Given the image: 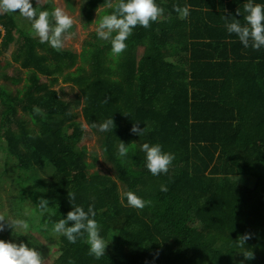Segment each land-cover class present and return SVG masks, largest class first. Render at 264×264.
Here are the masks:
<instances>
[{"label": "trees", "instance_id": "obj_1", "mask_svg": "<svg viewBox=\"0 0 264 264\" xmlns=\"http://www.w3.org/2000/svg\"><path fill=\"white\" fill-rule=\"evenodd\" d=\"M225 1L156 0L163 16L149 29L133 30L116 66L106 54L110 41L100 43L93 31L83 52L90 67L78 71L82 54L41 44L19 10L0 15V77L15 86L0 84V147L21 190L11 204L30 202L52 228L73 206L87 211L94 204L109 244L97 260L89 255L86 233L75 244L59 235L54 264H264V48L260 61L228 67L201 54L202 47L236 37L201 31L202 23L215 31L235 20L231 11L242 0ZM177 5H191L188 18H179ZM43 7L51 13L53 0ZM113 11L106 0H81L80 23L70 31L75 36L79 24L91 26ZM60 82L67 87L56 88ZM110 118L116 125L111 131L91 126ZM135 122L143 135L131 132ZM95 136L112 174L90 173L87 148L80 146ZM121 141L129 148L123 158ZM144 143L174 154L167 174L147 169ZM51 168L46 177L43 171ZM127 191L151 204L128 206L126 197L121 201ZM41 198L49 201L47 211L38 207ZM248 233L241 247L237 239ZM23 239L38 251L34 237ZM245 251L255 258L246 260Z\"/></svg>", "mask_w": 264, "mask_h": 264}, {"label": "clouds", "instance_id": "obj_2", "mask_svg": "<svg viewBox=\"0 0 264 264\" xmlns=\"http://www.w3.org/2000/svg\"><path fill=\"white\" fill-rule=\"evenodd\" d=\"M44 0H37V6L33 7L31 0H0V15L16 13L31 22L33 35L38 38L41 44H48L56 51H61L65 47V43L72 39L73 33L70 31L74 24V18L67 14L61 7H55L50 13L48 10H42ZM108 8H113L111 14L104 15L99 18L96 27L97 37L103 41H110L111 54L122 55L127 50L126 41L133 34V30L137 26L145 29L151 28L153 22H158L164 14V9L160 7L156 0H106ZM174 11L179 15L181 20L189 17L191 5L184 7L174 6ZM238 14L240 10L238 9ZM245 24L242 25L238 19L231 20L226 23V29L229 34H235L240 43L245 47H251L254 50L264 48V4H254L252 0H248L244 4ZM51 16V20L49 17ZM225 20L229 19L225 17ZM2 27V26H0ZM108 103L107 100H104ZM34 112L42 114V110L34 107ZM100 132H108L116 128L113 118L104 122L92 123L91 125ZM85 127H88L85 125ZM145 128H140L139 123L135 122L131 132L141 136L144 134ZM141 150L146 153V167L153 176L161 173L167 174L172 165L175 156L172 153L162 151L159 144L150 145L144 143ZM129 148L121 141L118 146V155L123 158L128 155ZM160 190L167 192V186L161 185ZM127 199L128 206L143 210L151 204L132 191L121 194V201ZM69 199L75 200V194L69 193ZM38 207L42 211L49 209V201L41 198ZM97 213L95 205L90 204L85 211L82 206H73V210L67 213L66 219H60L53 226V233L66 237L67 241L75 244L77 240L87 234L86 243L89 245V255L99 260L106 254L108 243L101 236V225L95 219ZM69 222H73L69 226ZM29 223L23 219H11L4 214H0V232L6 228L13 230L16 235L17 230H29ZM251 238V234L240 236L237 241L241 247ZM243 256L246 260L255 258L254 252L245 251ZM0 264H45V260L41 253L35 248H30L26 243H12L0 239ZM71 264V262H70ZM243 264V262H241Z\"/></svg>", "mask_w": 264, "mask_h": 264}, {"label": "rangeland", "instance_id": "obj_3", "mask_svg": "<svg viewBox=\"0 0 264 264\" xmlns=\"http://www.w3.org/2000/svg\"><path fill=\"white\" fill-rule=\"evenodd\" d=\"M34 2L33 4L37 6V0H31ZM46 0H44V3ZM55 7H61L65 10V12L71 15L75 22L80 23L79 15H80V6L81 0H70V5L72 8L68 6V2L66 0H53ZM99 14V13H98ZM99 18L94 24L91 26H84L79 24L77 28V34L72 36L71 40L66 41L65 47L66 49H70L82 54L80 61L77 66L73 69V71H78L82 66L86 69H89L90 63L83 57V52L85 49H90L88 47L85 48V42L87 39L92 38L93 31H96V27L99 23ZM101 42L103 41L100 39ZM143 49L141 48V51ZM110 64L116 66V63L119 61V57L111 54V48H109L106 52ZM4 61L10 59V53L5 54ZM140 55V51H139ZM12 72V69H9ZM60 81H64L63 78H60ZM7 83L13 87H15L9 80L0 77V84ZM68 84H62L61 82L56 86V88L67 87ZM22 86V85H21ZM24 118L29 122L31 128L34 129V126L30 120L28 115H24ZM85 125L84 118L80 119ZM87 148V160L90 164V173H94L95 171L102 172L104 174H112L111 168L105 162V152L102 147V141L95 136L90 141H83L80 148ZM43 174L46 177H50L52 175V168L43 171ZM17 173L14 170V164L8 160L6 157V148L0 147V214L6 215V217L11 219H23L26 220L30 227L26 232L24 230H17L16 235L10 228H6L5 231L0 232V239L5 240L6 242L12 243H26L23 237L30 238L34 237V240L39 244L38 251L41 253L45 260V264H54V261L59 255V238L60 236L53 233L52 227L47 223H43L41 219L42 213L36 209L35 206L30 204V202H24L19 204H11V199L16 196H20L21 190L18 184H16ZM245 183H249L250 185L254 184V179L252 178H244L241 177ZM183 217L184 215L181 214Z\"/></svg>", "mask_w": 264, "mask_h": 264}, {"label": "crops", "instance_id": "obj_4", "mask_svg": "<svg viewBox=\"0 0 264 264\" xmlns=\"http://www.w3.org/2000/svg\"><path fill=\"white\" fill-rule=\"evenodd\" d=\"M233 0H227L225 1V4H228L232 2ZM248 2V0H242L239 4H237L233 11H231L232 15L236 16L234 17L235 20L238 19L239 21H242V18H244L247 13L244 12V4ZM254 4H264V0H252ZM218 4L220 3L217 2ZM240 10L239 14L237 10ZM228 13V10H226ZM243 12V13H242ZM242 14V15H241ZM201 31L212 33V34H221L227 32L226 27L224 28H218L214 31V25L212 23L209 24H201ZM204 41H209L208 43H211L210 38H206ZM219 45L217 47H209L208 50L207 47H202L201 54H211L215 59L214 61H225V66L228 67L234 61H260L256 60L260 57V50H254L251 47L245 48L239 41L238 37L234 36H228L223 39L222 42H217Z\"/></svg>", "mask_w": 264, "mask_h": 264}]
</instances>
